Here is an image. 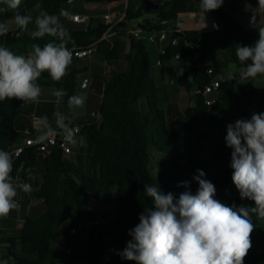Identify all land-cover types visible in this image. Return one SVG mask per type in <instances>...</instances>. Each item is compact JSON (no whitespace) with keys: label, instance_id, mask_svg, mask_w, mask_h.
Segmentation results:
<instances>
[{"label":"trees","instance_id":"1","mask_svg":"<svg viewBox=\"0 0 264 264\" xmlns=\"http://www.w3.org/2000/svg\"><path fill=\"white\" fill-rule=\"evenodd\" d=\"M67 1L22 0L16 11L21 15H30L39 4L43 6V12L59 15ZM199 3L200 0H142L136 8L130 0L126 11V20L141 21L140 27L146 32L166 31L171 38L180 39L178 45H168L166 54L159 56L162 63L159 66L161 75L175 77L170 63L184 50L180 60H185L190 70L177 77V84L194 94V104L185 111V116L192 121L189 128L180 133L176 121L173 126L169 125L168 114L159 104L161 88L151 77L153 63L147 45L144 40H137L131 35L134 56L129 70L116 73L106 86L100 107L102 121L82 130L93 148L92 173L87 174L71 164L56 148L40 152L35 147H29L15 162L12 176L22 163L32 167L40 154L45 156L46 170L36 195L43 201L46 211L38 217H28L15 236L0 237V247L3 243L8 244L0 260H7L8 264H136L123 259L119 253L132 239L128 233L140 222L139 215L152 206L151 198L145 194V185L159 187L163 193L171 192L178 198L186 190L178 185L187 181L192 194H195L199 187L194 179L198 175L197 170H202L205 173L203 179L215 185V199L228 206H255L253 201L241 199L232 182V149L226 146L223 133L227 125L234 124L238 119H250L253 113H264V84L253 85L242 94L244 107L238 113L227 110L242 83L238 77L222 81L219 88L221 103L213 107L205 103L200 92L193 91L195 86L202 90L210 84L212 76L206 72L208 65L214 66L216 73L222 69L220 62L210 53V31L179 30V16L191 7L201 10ZM3 7L6 6L0 4V8ZM14 16L15 12L11 10L0 13V23L14 21ZM214 16L222 30L219 40L222 50L226 51L234 66L244 68L246 65L239 62L236 48L238 45H254L259 34L248 31L231 11L216 9ZM108 27L101 24L97 28L89 25L85 30H68L71 41L67 47H87ZM21 30L18 27L5 38L0 36V46L23 55L32 50L33 44L42 47L54 39L50 36L34 39L32 34H20ZM184 42L200 44V48L194 51L184 46ZM198 52L200 55L197 58ZM115 54V51L110 52L108 59H113ZM37 83L65 90V102L77 93L74 78H62L57 82L44 72ZM23 108L22 101L18 99L0 101V150L11 152L14 149L15 123L25 113ZM159 155L163 156L167 167L154 174L150 168H153L154 158ZM112 196L117 207L115 216L108 218L101 215L108 220L106 224L92 226L84 239L71 238L68 245L72 252L65 262L52 260V243L63 237V226L72 214L77 213L80 220L77 224L94 221L99 216L91 211L90 204L106 203ZM252 221L256 228L251 234L252 246L244 264H264V219L252 214Z\"/></svg>","mask_w":264,"mask_h":264},{"label":"clouds","instance_id":"2","mask_svg":"<svg viewBox=\"0 0 264 264\" xmlns=\"http://www.w3.org/2000/svg\"><path fill=\"white\" fill-rule=\"evenodd\" d=\"M224 0H200L199 8L204 13L220 8ZM22 0H0L6 7L0 13L14 11L17 27L27 30L33 22L30 15L18 11ZM40 7L39 4L36 5ZM259 11L264 13V0H258ZM70 13L61 9L59 15L41 12L35 18L34 39L45 36L53 41L42 47L33 44L27 55H18L7 47L0 46V101L18 99L23 102L39 103L42 89L37 83L42 73L47 72L53 81L67 75L73 53L67 47L71 41L68 30L62 25L61 17ZM256 16L250 23L254 26ZM9 28L0 23V36H6ZM259 39L252 46L238 45L236 56L241 65H246L238 75L229 73L228 79L241 81L264 75V27L258 28ZM250 63H247L249 62ZM57 110L54 112L56 128L48 118L36 121L37 143L61 135L63 141L75 144L79 129L66 123L67 117L59 110V103L67 95L65 90H54ZM87 101V92L81 91L68 97L69 110L81 109ZM226 146L232 149V182L241 199L254 202V207L228 206L215 199V185L203 179L205 173L197 170L194 179L199 187L195 194L187 181L178 186L186 190L178 198L173 193H163L159 187L145 185V194L151 198L152 206L139 215V223L131 230L132 237L125 249L119 253L123 259L136 264H244L250 250L251 234L256 225L252 214L264 219V113H253L250 119H238L227 125ZM12 154L0 150V218L7 217L19 208L15 199L18 191L31 193L29 183H13ZM0 264H8L0 260Z\"/></svg>","mask_w":264,"mask_h":264},{"label":"crops","instance_id":"3","mask_svg":"<svg viewBox=\"0 0 264 264\" xmlns=\"http://www.w3.org/2000/svg\"><path fill=\"white\" fill-rule=\"evenodd\" d=\"M141 1L142 0H132L136 8L140 5ZM81 2L82 6L80 7L70 6L69 1L62 5L61 9H66L70 13L67 18L63 17V20H61L62 25L67 30L86 29V25L76 23L72 20V16L74 15L88 16L89 25L91 26V28H97L101 24H106L104 20L105 15H111L113 25H115L113 31L107 34V37H105V35L103 34L97 40L93 41L98 42L96 54L90 58L79 59L73 57L72 63L68 67L67 75L63 77L74 78L77 83V93L81 91L87 92V101L85 103V106L81 109H76L72 111L69 110L67 102H65L64 100L59 103V109L61 111H64L63 113L67 117L65 122L70 123L71 125H78L83 130L85 126H89L97 122V119L95 116H93V113L100 112L103 92L108 83L114 77V75L116 73L129 70L131 60L134 56V51L132 50L131 32L135 28L139 27L140 21L137 20L139 21V23L136 27L132 28L125 26L124 23L126 21H129L126 20V18L117 23L126 14L127 8L129 6V3H127L126 0H81ZM239 6L240 7L238 8V10L235 12L232 11V9L226 10L233 12L236 20H238L242 26L246 25L249 27V29L253 30L254 33H258V28L264 27V13L260 12L259 7L254 5L252 2H249L246 6L242 4ZM218 9L222 10L221 7ZM102 10H104V13L97 15V12ZM253 15L256 16L254 26L250 23V19ZM214 17V10L203 14L201 10L191 7L187 12L179 16V30H208L212 33V37H215L216 39L220 40L222 36L219 31H213L211 29V21ZM96 18H98L97 21ZM15 29L18 30L17 25H15ZM9 32L11 31L9 30ZM147 33L148 32L145 31L143 33V36L145 37ZM20 34H22L21 31ZM5 37L6 36H4V38ZM143 40L145 41L146 39ZM152 45L159 46L158 51L160 56V49L163 45ZM112 51L116 52L115 57L113 59H108L109 53ZM213 57L220 62L222 66L221 72L224 73L223 75H225V70L227 66L233 65L229 56H227V54L223 50L222 55L214 56L213 54ZM158 59L156 60L155 67L156 69L160 68L161 70V67L157 65ZM170 65L175 71V77L169 76L170 78H172L170 82L172 85L177 84L178 76L184 75L190 70V65L187 64L185 60H180L178 58L171 61ZM164 77L165 76L163 75L161 76L163 81L165 80ZM40 87L42 89V93L40 96L39 103H34V106H26L25 103L22 101L24 105L23 110L25 113L21 114L20 116L28 117L29 123L27 125H23V121L18 123L16 121V140L14 142V145H21L23 144L26 138L38 134V132L36 131V126L32 127V120L34 118L37 119L39 117H45V115H42L43 104L50 105L52 101L57 103V97L53 95L54 90H57L55 87ZM175 90H177L180 94L181 100H185V97L188 95V92L184 88L180 87L178 84L176 85ZM219 94L220 93H215L213 96L215 97ZM164 104V106L166 107L165 111L168 114V123L170 126H173L178 114V109L180 110L181 108L180 100L178 102L168 101L167 103L165 101ZM48 121L50 122L53 128L57 127L55 120L48 119ZM75 139L77 142L73 146L72 153L68 156H65V158L76 167L82 169L83 166L89 173H92L91 155L93 153V148L92 146H89L87 136L83 131L82 134L76 136ZM45 170V156L40 154L32 167H28L25 163H22L18 168L17 172L15 173V176L11 175L13 177V183H29L32 187V192L24 193L23 191H18V195L15 199L19 202L20 206L18 209L11 211V213L7 217L0 218V237L15 236L16 232L23 227L28 217H38L46 211V207L43 201L39 199L36 195V190H38L42 184V176ZM33 193L36 195V197L32 196ZM113 199L114 197L112 196L106 203H100L104 204L105 206H108V210H111L112 205L108 204V202ZM69 222L70 220L65 225H67ZM64 226L62 230L63 237L54 241L51 247V258L52 260H56L57 262H65L67 260L66 248L68 242L72 238L70 237V230L74 226V224L71 225L68 229L67 227L64 228ZM7 246V243L1 244V247Z\"/></svg>","mask_w":264,"mask_h":264},{"label":"rangeland","instance_id":"4","mask_svg":"<svg viewBox=\"0 0 264 264\" xmlns=\"http://www.w3.org/2000/svg\"><path fill=\"white\" fill-rule=\"evenodd\" d=\"M68 1L70 2V4H69L70 6H75V7L82 6L81 0H68ZM249 2H252L254 5H256L258 7V0H224L221 8H222V10L232 9V11L235 12L240 7L239 5L242 4V5L246 6V5H248ZM41 11H43V6L42 5H40L39 8L36 7L31 12L30 16L33 18V22L31 23V25L28 26L27 30H23V29L21 30L22 34H26V35H31L32 34V32L35 30V27H36L35 26V18L41 13ZM103 13H104V10L97 12V15L103 14ZM61 20H63V17H61ZM97 20H98V18H96V21ZM138 23H139V21L133 20V21H126L124 24H125V26H127L129 28H132V27H136ZM5 24L8 26L10 31H16V29H15V25L16 24H15L14 21L10 20V21H7ZM244 27H246V29L248 31L253 32V30L249 29L248 26L245 25ZM219 33L220 34L222 33L221 26H220ZM1 42H3V41H1ZM145 44L147 45V48L149 50L150 57H151L152 63H153L152 70H151V77L156 81L158 87L161 88L159 104H160L161 107H164V109H165L166 108L164 106L165 105L164 104L165 101L167 103L168 101H177L178 102L180 100L181 108H180V110L178 109V114H177V117H176V120H175L176 121L175 124H176V128L179 130V132L183 133L192 124L191 119H188L185 116V111L189 107V104H190V106L193 105L194 96H193V94L188 92V95L185 97V100H183V99L181 100L180 94L178 93L177 90H175V87H176L177 84L172 85L170 83L172 78H170L169 76L165 75V77H164L165 80L164 81L162 80V78H161V76H162L161 74L162 73H161L160 68L156 69V67H155L156 60L159 58V51H158L159 50V46L158 45H152L147 40H145ZM222 52H223V50H222L221 43H220L219 39H216L215 37H212L211 38V42H210V53L212 55L214 54V56H216V55H222ZM225 53H226V51H225ZM242 69L243 68H238V67H236L234 65L227 66V68L225 70L226 71L225 72L226 76L223 75L224 73H222V72H220L219 74H221L222 77H223V80H225V79H228L229 73H232L233 75H238V73ZM263 84H264V75H258L255 78H250L249 80H245L244 82L242 81V83L237 87V89L235 91V94L233 95L231 101L227 105V110L230 111L231 113L241 112L243 107H244V101L242 99V93L247 91V90H249V88L251 86H253V85L254 86H256V85L257 86H261ZM191 96H193V97H191ZM215 97L218 99V103L217 104H220L221 103L222 94H219L218 96H215ZM53 100H54V98H53ZM24 103H25L26 106H34L35 105L32 102H24ZM41 104H43V103H41ZM42 107H43L42 115H45L49 120H52V119L55 120V117H54L53 114L57 110V107H58L57 103L52 101L50 105H48V104L44 105L43 104ZM61 112L63 113L64 111H61ZM16 121H17V123L23 121V125H27L29 123L28 117L19 116ZM226 134H227V129L224 131L223 135L226 136ZM182 156H183V154H182ZM184 160L185 159H183V161ZM166 167H167V164H166L163 156L159 155V157H157L156 159L154 158L153 168H150V169H152L154 174H157L158 172L165 170ZM82 170L85 171L87 174L89 173L85 169V167H83V166H82ZM114 201L115 200L113 199V200L108 202V204L112 205L111 206V208H112L111 210H108V208H107L108 206H105L104 204L97 203V202H92L90 204V209H91V211L96 213L99 217L101 215H106L109 218H113L115 216L116 212H117V207H116ZM78 220H79V218L77 216V213L74 212L72 214L70 222L67 225H65L64 228L67 227V229H68L71 225H73V224L76 225L79 222ZM70 237H69V239H70ZM4 248L5 247H1L0 256L5 251ZM67 258H68V256L66 255V259Z\"/></svg>","mask_w":264,"mask_h":264},{"label":"built area","instance_id":"5","mask_svg":"<svg viewBox=\"0 0 264 264\" xmlns=\"http://www.w3.org/2000/svg\"><path fill=\"white\" fill-rule=\"evenodd\" d=\"M127 3H129L130 0H126ZM126 18V14L117 22L119 23L121 20ZM72 20L79 24L86 25V28L89 27V17L83 16V15H74L72 16ZM104 20L106 22V25H108V29L104 33L105 37H107V34L111 33L114 29L113 21L111 18V15H105ZM116 23V24H117ZM142 22L140 21L139 27L135 28L131 35L136 38L137 40H143L146 39L148 42L152 44H162L163 46L160 49V55L166 54V49L168 45L176 46L179 44L180 39L171 38L170 33L166 31H160L157 33H147V35L144 37L143 33L145 32V29L140 27ZM211 29L213 31H219L220 30V23L219 21L214 17L211 21ZM98 42H92L87 47H79V46H73L69 48L72 53L73 57L75 58H90L93 57L96 54L97 51ZM184 46H188L194 51L198 50L200 48V44H190L187 42H184ZM27 55V54H23ZM157 65H162L161 59H158ZM206 72L208 75L212 76V80L209 85L205 86L202 90H198L197 92H200L204 98L205 103L209 107H213L218 103V99L214 97L213 95L215 93H219V88L221 86V83L223 81V77L221 74L216 73L214 66L208 65ZM93 116L96 117L97 122L100 123L102 121V115L101 113H93ZM37 119L32 120V127L36 126ZM72 127L78 128L79 131L76 134V136L82 134V128L78 125H71ZM38 134L32 135L28 138H26L21 145H15L14 149L10 152L12 154L13 159V167L15 162L22 156V154L26 151L29 147H35L40 152H48L51 149H59L63 153L64 156H68L73 151L74 144H69L63 141V138L61 135H57L55 137L50 138L49 140L43 142V143H37L36 138ZM107 219L103 217H97L94 219V221H88V222H80L79 224L75 225L70 230V236L74 239H84L88 236L90 229L92 226L95 225H103L107 223ZM72 252L71 246L67 245L66 248V255L69 256Z\"/></svg>","mask_w":264,"mask_h":264},{"label":"water","instance_id":"6","mask_svg":"<svg viewBox=\"0 0 264 264\" xmlns=\"http://www.w3.org/2000/svg\"><path fill=\"white\" fill-rule=\"evenodd\" d=\"M183 54H184V50H181V52H180V54L178 56V59H180ZM199 55H200V53L198 52L197 53V58H198ZM198 90H199V87L198 86L193 87V91L197 92ZM32 196L33 197H36V195L34 193L32 194Z\"/></svg>","mask_w":264,"mask_h":264}]
</instances>
